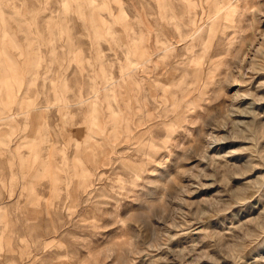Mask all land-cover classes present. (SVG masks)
<instances>
[{"label": "rangeland", "instance_id": "rangeland-1", "mask_svg": "<svg viewBox=\"0 0 264 264\" xmlns=\"http://www.w3.org/2000/svg\"><path fill=\"white\" fill-rule=\"evenodd\" d=\"M263 196L264 0H0V264H264Z\"/></svg>", "mask_w": 264, "mask_h": 264}, {"label": "bare ground", "instance_id": "bare-ground-1", "mask_svg": "<svg viewBox=\"0 0 264 264\" xmlns=\"http://www.w3.org/2000/svg\"><path fill=\"white\" fill-rule=\"evenodd\" d=\"M263 197H264V196H263ZM263 211H264V210H263ZM262 213H263V212L261 211V215H262ZM263 214H264V213H263ZM261 218H262V216H260V219H261ZM261 226H262V225H261ZM254 261H255V260H254ZM256 263H258V262H256Z\"/></svg>", "mask_w": 264, "mask_h": 264}]
</instances>
